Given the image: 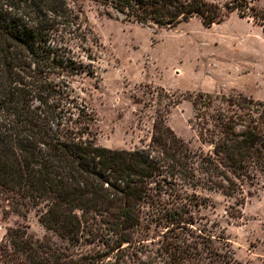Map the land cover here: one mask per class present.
Returning <instances> with one entry per match:
<instances>
[{
	"label": "trees",
	"instance_id": "16d2710c",
	"mask_svg": "<svg viewBox=\"0 0 264 264\" xmlns=\"http://www.w3.org/2000/svg\"><path fill=\"white\" fill-rule=\"evenodd\" d=\"M75 1L0 0V211L25 216L38 208L42 224L65 242L34 241L26 226L10 227L0 264H127L125 243L142 229L146 207L173 237L164 247L173 264H219L225 255L217 235L199 228L191 241L181 234L204 203L197 189L234 196L264 175V100L191 94L207 150L194 149L167 123L181 101L171 93L147 143L97 144L86 137L92 111L72 85L75 76L93 74L97 61ZM93 1L107 17L164 28L194 16L210 27L238 11L264 31V9L249 0ZM84 237H99L104 249L78 253L72 246Z\"/></svg>",
	"mask_w": 264,
	"mask_h": 264
},
{
	"label": "rangeland",
	"instance_id": "374dc122",
	"mask_svg": "<svg viewBox=\"0 0 264 264\" xmlns=\"http://www.w3.org/2000/svg\"><path fill=\"white\" fill-rule=\"evenodd\" d=\"M249 1L264 9V0ZM73 5L86 16L93 40L88 43L97 55L95 72L75 76L72 82L75 95L92 111L91 133L86 137L97 144L131 149L147 143L156 115L171 93L181 101L171 107L167 123L194 149L207 150L210 145L195 127L191 94L243 92L264 100V31L252 16L232 11L210 27L194 16L164 28L107 17L93 0H76ZM196 192L204 203L194 210L181 236L192 241L199 228L210 230L225 255L219 264H264V175L247 184L242 194L229 196L203 188ZM20 226L27 227L34 241L65 244L42 224L38 208L25 216L0 211V241L8 228ZM141 226L125 243L127 264H173L164 250L173 237L164 234L166 228L147 207ZM99 239L84 237L72 248L83 255L100 252L104 246Z\"/></svg>",
	"mask_w": 264,
	"mask_h": 264
}]
</instances>
